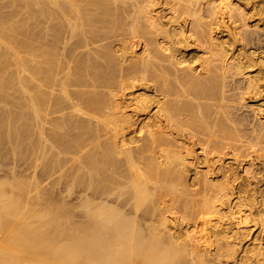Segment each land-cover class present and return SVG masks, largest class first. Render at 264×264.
I'll list each match as a JSON object with an SVG mask.
<instances>
[{
    "label": "bare ground",
    "instance_id": "6f19581e",
    "mask_svg": "<svg viewBox=\"0 0 264 264\" xmlns=\"http://www.w3.org/2000/svg\"><path fill=\"white\" fill-rule=\"evenodd\" d=\"M24 1L0 0V152L8 145L9 158L31 162L33 176L12 169V178L0 181V264H257L264 248L249 237L253 227L239 224L257 199L240 183L245 191L235 193L228 181L224 188L209 169L216 159H206L230 141L234 150H264L259 105V125L250 132L240 128L246 120L239 114L228 122L232 105L224 112L228 79L242 77L252 59L244 61L245 52L240 59V49L232 52L239 58L228 56L232 44L212 28L224 25L229 41L250 45L258 29L250 31L245 19L253 12L244 19L245 10L230 0H161V10L160 0ZM27 19L32 29H24ZM189 40L202 48L198 63L197 54L193 60L182 53ZM248 77L240 80L243 93L255 86ZM236 88V97L230 92L241 102ZM181 136L201 143L205 170ZM187 166L200 193L184 179ZM186 218L194 223L182 224Z\"/></svg>",
    "mask_w": 264,
    "mask_h": 264
},
{
    "label": "rangeland",
    "instance_id": "374dc122",
    "mask_svg": "<svg viewBox=\"0 0 264 264\" xmlns=\"http://www.w3.org/2000/svg\"><path fill=\"white\" fill-rule=\"evenodd\" d=\"M24 1V0H23ZM28 1V0H27ZM165 1V0H164ZM163 1V2H164ZM230 1H232V3H233V1H235L233 4L235 5V6H240V9H241V12H243L244 10V15H243V13H242V15H243V17H244V19H245V17H247V14H249V12L251 11V12H253V13H251L250 15H248V17L247 18H249V19H245L246 20V23H247V26H246V23L244 22L245 20L243 19V21L241 20L240 22L242 23H244L245 24V26L247 27V28H250V31H254L255 29L257 30L258 29V35H257V31H256V34H253V33H255V31L252 33L253 34V39L252 40H250V42L252 41V44H250L249 45V41L247 42H245L244 43V40L243 41H241V40H239L240 38L239 37H237V36H240V35H236V37L238 38V40H237V38H235L236 39V41H235V43H233L234 42V40H233V42L232 41H229V36H231V34L229 35L228 34V31H229V29H227V28H225L224 27V25L223 26H221L220 28H216V26L214 27H212L214 30H215V32H214V30H213V32L216 34V36L218 35V36H222L223 35V37L222 38H224L226 41H227V45L230 43V44H232L231 46H233L232 48H230L231 50V52H230V54L228 53V56L229 55H231V56H233L234 54H236L237 53V50H241V52H240V50L238 51L240 54H242V55H239V57H240V59H243L244 58V56H243V54L244 55H246L245 53H247V55L246 56H248V57H245L244 58V61H245V59H247L248 60V58H251L252 60H255V61H257V62H255V61H252L251 60V62L252 63H249L250 64V66L248 65V68L250 69H248L247 67L244 69V75L242 76L243 77V79H242V77L240 76V75H236V76H233L232 77V80L231 79H228V81H229V89L228 90H230V91H234V89H235V87H240L241 86V88H236V90H237V92H238V90H239V93H243V91H246L245 89L246 88H244L245 87V81H244V78L245 77H248V78H252V79H254V81H255V83H254V81H253V83L255 84V86L253 87V88H248V89H250V91L248 90L247 92H244L243 94H240L239 96H237V98L238 99H241L240 97H242V96H244L242 99L244 100L243 102H242V99H241V102H240V100L237 102L236 100H235V95H237L238 93H236V91H232L233 93V95L235 96V97H232L233 95L231 94V92L229 91H227L228 92V95L227 96H229V94H230V96L231 97H228V101L225 99L224 101V103L223 104H226V105H224L225 107H224V112H225V108H229V106H228V104H230V105H232V107L234 108V110H232L234 113H232V112H230L232 115L234 114V116L235 117H232V118H230L231 116H229L228 114H224L225 116H224V118H226V119H228V118H230L231 119V121L229 120L228 122H236L235 120H237L238 119V114L240 115V116H242V117H245V120L247 121H243L244 119H241L240 117V119L242 120V122H243V124L241 123V121H239V124H240V128H243L244 130H246L247 129V131L249 130V132L250 131H252L251 129L253 128V126H255V125H257L259 122H260V120H262V122H264L263 120H264V102H262V101H264V62L262 61V62H260L259 60L260 59H264V43H262L261 41H263L264 40V32L262 33V29L264 30V16L263 15H261V14H263V12H264V9H262V8H264V0H245L246 1V3H245V1L244 0H230ZM237 1V2H236ZM239 1V2H238ZM241 1H243V2H241ZM247 1L249 2V3H247ZM26 1H24V2H22V4H24ZM163 2L161 3V0H160V3H157L156 5H155V7L158 9V8H164V7H166V6H163L164 4H163ZM235 3H237V4H235ZM160 4H162V6H160ZM166 4V3H165ZM241 4V5H240ZM245 4V5H244ZM250 4V5H249ZM254 6V7H253ZM243 7V8H242ZM244 7H246V8H244ZM18 8H21V7H18ZM18 8L16 9V10H18ZM161 8H160V10H161ZM250 8H252V10H253V8H255L253 11L250 9ZM22 9V8H21ZM261 10V12H260V10ZM7 10V9H6ZM9 10H11L10 8H9ZM8 10V11H9ZM249 10V11H248ZM258 10V11H257ZM8 11H6V12H8ZM20 11H22L23 12V10H20ZM22 12H20V13H18L17 14V16L19 15V17H21V16H23L22 15ZM247 12V13H246ZM255 12V13H254ZM256 12L257 13H259V14H256ZM10 13V12H9ZM9 13L8 14H6V15H9ZM164 13V12H163ZM165 13H166V11H165ZM246 13V14H245ZM5 14V13H4ZM254 14H256V15H254ZM255 16V17H254ZM260 16V17H259ZM242 17V18H243ZM259 17V18H258ZM253 19V20H252ZM261 19H262V21H261ZM248 21V22H247ZM257 21H260L257 25H256V23H257ZM254 22H256V23H254ZM263 22V23H262ZM22 23H24L23 25L24 26H26L24 29H32V24H30L31 22L27 19V20H23L22 21ZM238 23V25H239V22H237ZM237 23H234V24H230L231 26L232 25H235V24H237ZM251 23H253L254 24V26H252L251 25ZM261 23V24H260ZM249 24V25H248ZM262 25V26H261ZM23 26V27H24ZM256 26V28H254ZM258 26H259V28H260V32H259V28H258ZM22 27V28H23ZM245 27V28H246ZM251 27H253L254 29H252ZM21 28V29H22ZM246 28V29H247ZM24 29H22V33L24 32L23 30ZM26 29V30H27ZM219 31V33H218V31ZM217 31V32H216ZM239 31V33L241 32L240 30H238ZM10 32V31H9ZM20 32H21V30H20ZM218 33V34H217ZM9 34H12V33H9ZM24 34V33H23ZM21 35V36H20ZM256 37H255V36ZM25 36V35H24ZM21 33L18 35V38H22V37H24ZM252 36V35H251ZM258 36V37H257ZM261 36V40H259V37ZM27 36H25V38H26ZM20 38V39H21ZM25 38H22V41L25 39ZM221 38V39H222ZM254 38H256V40L257 41H255L254 40ZM29 38L27 37L26 38V40H25V44H28V43H26V42H29V41H31V39H29ZM241 39H242V37H241ZM263 39V40H262ZM230 40H232V39H230ZM190 41V40H189ZM224 41V40H223ZM240 41V43H238ZM194 42V41H193ZM225 42V41H224ZM258 42V44L257 45H259V43H260V47L259 46H256V43ZM190 43V47H187L188 46V44H187V46H186V44H185V46H186V48H184V46H182V53H184L183 55L187 58V59H193L194 60V57L196 56V54L198 53V54H200L201 53V55H202V48L200 49V50H196V47H195V45H197V43L196 42H194V43H192V40L189 42ZM191 43H192V45H191ZM32 44V42H30V44L29 45H31ZM195 44V45H194ZM226 45V47H229V46H227ZM241 45V46H240ZM193 46V47H192ZM198 46V45H197ZM243 46V47H242ZM253 46V47H252ZM240 47V48H239ZM255 47V48H254ZM259 47V48H258ZM198 48H199V46H198ZM197 48V49H198ZM253 48H254V50H253ZM261 48V49H260ZM184 49V50H183ZM228 49V48H227ZM250 49V50H249ZM235 50H236V53H232V52H235ZM259 50V51H258ZM198 51V52H197ZM200 51V52H199ZM253 51H255V52H253ZM245 52V53H244ZM251 54L252 52H253V54H255V56H258L260 59H258V57H256V59H255V56L254 57H252V56H250V55H248L249 53ZM238 53V54H239ZM260 53V54H259ZM197 54V58H195V60L196 59H198L199 58V55ZM238 54H237V57H236V55H234V59H236V58H239L238 57ZM188 56V57H187ZM200 57H202V56H200ZM242 57V58H241ZM262 57V58H261ZM258 59V60H257ZM238 60V59H237ZM243 61V60H242ZM196 62L198 63V60H196ZM254 62V63H253ZM259 62V63H258ZM246 71V72H245ZM247 73H251L250 75H248ZM255 74V75H254ZM239 76L241 77V79H239V81H237L238 80V78H239ZM251 76V77H250ZM234 77H236V79H233ZM238 77V78H237ZM255 77V78H254ZM263 80V81H261V80ZM240 80H242L243 82L241 83V81ZM246 80V79H245ZM259 80V81H258ZM233 81H237L239 84L237 85L235 82H233ZM230 82L232 83V84H230ZM257 82V83H256ZM260 83V84H259ZM236 84V85H235ZM240 84H242V85H240ZM244 84V85H243ZM243 86V87H242ZM10 90H6V92H8V94H10L9 96L7 95V98L8 99H15V97H16V95H15V93L14 92H10V91H13L11 88H9ZM240 89L242 90V92H240ZM137 91V88H134V89H129V90H127L128 92H130V91ZM252 91V92H251ZM227 92H226V94H227ZM136 93H138V92H136ZM246 93H248V94H246ZM259 93V94H258ZM12 95H15L14 97H11ZM120 97V96H119ZM231 98V99H230ZM234 98V100H232ZM230 99V100H229ZM237 99V100H238ZM259 100V101H258ZM262 100V101H261ZM247 102V103H246ZM27 103V102H26ZM245 103V104H244ZM261 103H263V104H261ZM261 104V105H260ZM25 105V104H24ZM243 105H245V106H243ZM246 105H248V106H246ZM254 105H256L255 107H250V106H254ZM259 105V106H258ZM228 106V107H227ZM236 106V107H235ZM241 106V107H240ZM243 106V107H242ZM260 107L261 108V110H260V108H256V107ZM232 107H230V110H231V108ZM239 107V108H238ZM248 107V108H247ZM232 108V109H233ZM237 108V109H236ZM262 108H263V110H262ZM27 109V108H26ZM226 109V110H227ZM252 109V110H251ZM254 109H259L260 110V112H261V115H260V112H258V110L256 111V110H254ZM229 110V111H230ZM250 110V111H249ZM243 111V112H242ZM248 111H249V113H248ZM254 111H256V114H257V116H259V117H257L256 118V115H255V113H254ZM129 113L131 112V113H133L131 110H129L128 111ZM227 112H228V110H227ZM239 112V113H238ZM263 112V113H262ZM229 113V112H228ZM251 113H254L253 115L251 114ZM259 114V115H258ZM133 117H132V119H139V117L137 118V114H131ZM134 115H136V117L134 116ZM227 115H228V117H227ZM250 116V115H252L253 116V118H252V116H250V117H248V116ZM263 115V116H262ZM238 116V117H237ZM262 116V117H261ZM143 117V115H141L140 116V118H142ZM246 117H248L247 119H246ZM236 118V119H235ZM254 118H256L255 120H253ZM234 119V120H233ZM239 120V119H238ZM238 120H237V122H238ZM249 121V122H248ZM253 121V122H252ZM256 121L258 122V123H256ZM246 122V123H245ZM245 123V124H244ZM252 125H251V124ZM254 123H256L255 125H253ZM236 124H238V123H236ZM238 124V125H239ZM248 124H250L249 126H248ZM259 125V124H258ZM257 125V126H258ZM257 126L256 127H254V129L255 128H257ZM250 127H251V129H250ZM249 128V129H248ZM254 129H253V131H254ZM256 130V129H255ZM249 132H245L247 135L246 136H250V133ZM249 133V134H248ZM253 133L254 132H252L251 133V135H253ZM186 135V134H185ZM183 138H185V139H187L185 136L183 137ZM183 138H182V136L181 137H179V139H181V141L180 142H185L186 144L190 141V143L191 144H187V146L189 147L190 145H192V146H190V147H192L191 149H193L194 151L193 152H195L194 153V155H199L198 156V158H197V162H199L198 164H199V166H198V168L200 169V170H205V166L206 165H210V164H208V163H206V164H204L205 163V160H204V158H202L203 156H202V154H200V153H202L201 152V149H200V146H201V143L200 142H197L196 141V138H194L195 140H193V141H191V139L189 140H183ZM193 139V138H192ZM188 141V142H187ZM193 142V143H192ZM198 143H200V144H198ZM234 143V142H233ZM229 144L230 145H227V148H226V146H225V148L224 149H222L223 150V152L220 150H218L220 153H216V152H214V151H211V153H209V156H207V160L209 159V161H212V159L213 160H215V163H214V161H212L213 163H211V165H213L212 167H210L209 169L212 171V172H214V174L212 175V177H214V178H216V177H218V181L221 183V185H223V187L224 188H226L227 186H228V188H231V187H234L233 189V191L235 192V191H237V193L240 191V192H242V190L243 191H245V189L246 188H244V189H242L243 187L242 186H244V187H247V191H245L244 193L246 194L247 192L248 193H251V194H248L247 193V195L249 196L250 195V197L252 198V196H254L252 199L254 200L253 202H255L256 201V199H257V203H255V204H259L258 206L256 205V207H255V204L253 205L252 203L253 202H251V204L253 205V207H252V205H251V211L249 210L250 208V205H248V209H247V213L249 214H247V220L246 221H244V222H241V221H239L240 223L239 224H242V225H247V227L248 228H251V227H253L252 229H249L248 230V234H249V237L250 238H258L257 240H259L258 242H260L261 243V245H262V247L264 248V150L263 149H261V151H260V149L259 148H261V147H259V146H261V145H259L258 147H256V146H253V147H251L250 149H252V148H254V150H252V151H250L249 150V148H244V149H237L236 150V148H235V150H234V148L233 147H231V141L229 142ZM234 144H237V143H234ZM6 145V144H5ZM5 145H3V147L5 146ZM6 146H8V145H6ZM6 146L2 149L3 150V152H2V154L3 153H5V152H8V151H5V150H8L9 149V147L7 148V149H5L6 148ZM228 146H229V149H228ZM196 147V148H195ZM262 147H264V145L262 146ZM258 148V149H257ZM226 149V150H225ZM246 149V150H245ZM10 150V149H9ZM231 150H233V152L231 151ZM255 150H258V152L257 151H255ZM245 151H247V155L245 156ZM260 151V152H259ZM0 152V153H1ZM11 152V151H10ZM200 152V153H199ZM222 153V154H221ZM253 153L255 154L256 153V155H253ZM257 153H258V155H257ZM2 154H0L1 156H2ZM7 154H9L8 155V159L6 160V162H5V157L7 156L6 154H3V156L0 158V164L3 166L4 165V167H2L1 165H0V181H1V179H3V181H5L6 179L5 178H7V180L8 179H10V178H12L11 177V175H13L14 174V172H15V170H16V174H18L17 172H19V174L18 175H21L22 177H23V175H24V178H25V176H26V179H28V180H30V177L31 176H33V174L31 175V173H33V170H31V169H27V167H29L30 168V164H31V162H29V165L27 164L28 162L26 161V164L24 163V161H17L16 159L17 158H14L15 156H13L12 158L13 159H15V160H13L12 158L10 159L9 157H11L12 155H11V153H7ZM239 154H240V156H239ZM215 158H212V156ZM216 155V156H215ZM241 155H242V157H241ZM244 155V156H243ZM251 155V156H250ZM220 156V157H219ZM225 156V157H224ZM256 156V157H255ZM258 156V157H257ZM218 157H219V159L221 160H219L218 161V164H217V159H218ZM245 157V158H244ZM248 157H251V158H248ZM257 159V160H255V158ZM4 158V159H3ZM200 158V159H199ZM234 158V159H233ZM4 160V162H3V160ZM254 159V160H253ZM230 160V161H229ZM204 161V162H203ZM225 161V162H224ZM253 163H252V162ZM2 162L3 163H5V164H2ZM18 162V163H17ZM22 164H24V165H22ZM224 163V167H223V169L221 170L220 168L218 169V167H220L219 165H220V163ZM259 162V163H258ZM262 162V163H261ZM20 163V164H19ZM204 164V166H203V164ZM210 163V162H209ZM231 163V164H230ZM252 163V164H251ZM19 164V165H18ZM226 164V165H225ZM227 164H228V167H229V165L231 166V167H229L231 170H232V172L230 171V170H228L227 169ZM249 164V166H250V164L252 165V168H251V170H248V167H247V165ZM27 165V166H26ZM217 167H216V166ZM247 167V170H245V166ZM254 165V166H253ZM233 166H234V168H233ZM13 167V168H12ZM251 167V166H250ZM254 167V168H253ZM188 170H185V172L186 173H184V177L186 176L185 174H187V178L185 177L184 179L187 181V183L189 182V186H191V187H189L191 190H192V187H193V190L195 191L196 190V192L198 191V193H200V186L199 185H196L195 186V183H197L196 181H195V183H194V181H192V180H196V178H194L195 176H194V174H193V171L191 172V167L190 166H187L186 167ZM224 168H226L228 171H227V175H224V178H225V180H224V178H222V172L224 171ZM12 169H15L14 170V172H11L12 171ZM185 169V168H184ZM190 169V170H189ZM198 169V170H199ZM217 169V170H216ZM226 169H225V171L224 172H226ZM244 169V170H243ZM255 169V170H254ZM30 170V171H29ZM222 172H221V171ZM235 170V171H234ZM259 171V172H257L258 173V175H257V173H256V171ZM32 171V172H31ZM241 171V172H240ZM247 172V171H249V174H248V172L246 173L247 174V176L248 177H246V174H243L244 172ZM252 171H253V173H252ZM8 172V173H7ZM189 172V173H188ZM200 172H202V171H200ZM236 172V173H235ZM240 172V173H239ZM254 172H255V176H254V178L252 177V175L251 174H254ZM10 173H11V175H10ZM21 173V174H20ZM215 173H219V175L218 174H215ZM221 173V174H220ZM230 173V174H229ZM231 173H235L234 175H238L237 176V181H234V180H236L235 178H234V175H231ZM23 174V175H22ZM261 174V175H260ZM214 175H216V176H214ZM229 175H231V176H229ZM245 175V176H244ZM250 175V176H249ZM221 176V177H220ZM244 176V177H243ZM9 177V178H8ZM191 177V178H190ZM219 178H221V179H223L224 181H225V184H222V183H224V182H222V180H220ZM234 180H233V179ZM227 179V180H226ZM243 179V180H242ZM252 179V180H251ZM231 180H233V181H231ZM25 181H27V180H25ZM31 181H32V177H31ZM31 181H27V182H30L31 183ZM192 181V182H191ZM217 181V182H218ZM227 181H228V185L225 187V185L227 184ZM230 181V182H229ZM243 181V182H242ZM249 183H248V182ZM216 182V184H218ZM235 184H233V183ZM47 183H48V181H44V182H42V184L40 185L41 187H43V185L45 186V188H49V187H47L48 185H47ZM190 183H193V184H190ZM229 183H230V185H229ZM231 183H232V185L233 186H231ZM240 183V185L239 186H241L240 187V189L241 190H238L239 189V186H238V184ZM28 184V183H27ZM248 184V185H247ZM195 186V187H194ZM199 187V188H198ZM58 188H60V186L58 187ZM57 188V189H58ZM199 189V190H197V189ZM202 188V187H201ZM252 188H254L253 190H251ZM42 189V188H41ZM43 189H44V187H43ZM255 190V191H254ZM55 191H56V187H55ZM59 191V189L57 190V192ZM251 191V192H250ZM64 192V191H63ZM256 193V194H254V193ZM29 193H31V194H34V191H32L31 190V192H29ZM59 193H62V192H58L57 193V195L59 194ZM236 193V192H235ZM244 193H242L243 195H244ZM30 194V196H32ZM65 194V193H64ZM209 194H211V193H209ZM60 195V194H59ZM62 195H63V193H62ZM66 195V198H65V196H62V197H64L66 200H70L71 198H73L72 196H70V197H67V194H65ZM196 195V194H195ZM194 195V196H195ZM247 195H244V196H247ZM252 195V196H251ZM61 196V195H60ZM74 196V195H73ZM192 196L194 199H198V200H200V197L202 196V194H201V196H200V194H197V196ZM200 196V197H199ZM191 197V198H192ZM198 197V198H197ZM260 197V198H259ZM249 199V198H248ZM258 200H259V202H258ZM263 200V201H262ZM198 203V202H197ZM196 203V205L194 206V208H192V210H194L195 208L197 209V208H199L198 206H200V204L198 203L197 204ZM261 207V208H260ZM256 208V209H255ZM195 209V210H196ZM253 209H255V210H253ZM261 210V212H260V210ZM249 210V211H248ZM255 211V212H254ZM173 212H174V210H173ZM179 213V214H178ZM251 213V214H250ZM254 213V214H253ZM258 215H257V214ZM260 213H262V214H260ZM255 214H256V216H255ZM169 215L172 217L173 215V217L172 218H179V221H183L184 219H182V218H180L181 217V213L180 212H177V215L175 216V213H173V215H172V213L170 212L169 213ZM251 215H252V217H251ZM180 216V217H179ZM259 216V217H258ZM256 218V221H255V223H254V219ZM251 218V219H250ZM254 218V219H253ZM259 218L262 220H259ZM186 219H188L187 220V222L185 221V222H181L182 224H191V223H194V222H192V218H186ZM199 219V216H198V218H197V216H196V218H195V221H197ZM249 219V220H248ZM253 219V220H252ZM260 221V222H259ZM247 222V223H246ZM248 222H249V224H248ZM250 222H252V223H250ZM251 227H250V226ZM257 228V229H256ZM260 229V231H259V229ZM257 231V232H256ZM263 232V233H262ZM261 234V235H260ZM256 235V236H255ZM259 237H258V236ZM263 253H264V249L262 250V254L260 255V257L258 256V263L259 264H263V262H264V255H263ZM263 255V256H262ZM261 256L263 257V259L261 258ZM259 260H260V262H259ZM257 261V260H256ZM256 263V262H255ZM254 263V264H255ZM257 263V264H258Z\"/></svg>",
    "mask_w": 264,
    "mask_h": 264
}]
</instances>
